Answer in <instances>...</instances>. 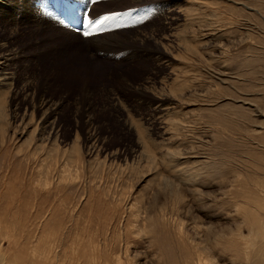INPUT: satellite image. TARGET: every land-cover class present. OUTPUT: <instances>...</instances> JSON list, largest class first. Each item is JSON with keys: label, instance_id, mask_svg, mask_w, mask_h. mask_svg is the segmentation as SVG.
Here are the masks:
<instances>
[{"label": "rangeland", "instance_id": "374dc122", "mask_svg": "<svg viewBox=\"0 0 264 264\" xmlns=\"http://www.w3.org/2000/svg\"><path fill=\"white\" fill-rule=\"evenodd\" d=\"M2 1L0 264H264V0Z\"/></svg>", "mask_w": 264, "mask_h": 264}, {"label": "bare ground", "instance_id": "6f19581e", "mask_svg": "<svg viewBox=\"0 0 264 264\" xmlns=\"http://www.w3.org/2000/svg\"><path fill=\"white\" fill-rule=\"evenodd\" d=\"M1 2H3L2 0H0ZM4 3V2H3ZM60 14H61V17H62V19L64 18V17H66L67 19H70V17H68V15L66 14V11H64V10H60ZM60 29H62V28H60ZM60 29H59V31H60ZM154 30H156V29H154ZM63 31H64V29H63ZM62 31V32H63ZM140 31V30H139ZM65 33V32H64ZM66 33H68V31L66 32ZM110 33V32H109ZM154 35L155 34H153V31L151 30L150 31V33L147 31V32H142V31H140V32H138L137 31V33H134L133 35H132V37H130V38H128V39H125V41H127V42H137V43H139V45L140 44H144V42H145V39L147 38V39H151V38H154ZM92 37V36H91ZM156 37V36H155ZM161 37V36H160ZM95 38H97V39H99L100 40V42H98V43H91V44H89V47H91L92 48V50H94L96 53L97 52H101L102 50L104 51V48L106 49L107 47H110V46H112V44H115V43H117L118 44V41L119 40H123L122 39V36H120L118 33L116 34V33H113V34H109V35H107V34H100V35H96V36H93L92 38H91V41L93 40V39H95ZM104 40V41H103ZM158 41V40H157ZM75 43V42H74ZM123 43V42H122ZM146 43V42H145ZM158 43V42H157ZM164 43V42H163ZM77 44V43H76ZM80 44V43H79ZM106 45H108V46H106ZM116 45V44H115ZM85 46V45H84ZM80 47V46H79ZM126 47V46H125ZM83 48V47H82ZM120 48V47H119ZM108 49V48H107ZM106 49V50H107ZM78 50H80V49H78ZM84 50V49H83ZM80 51V52H82V53H84V51ZM73 51V50H72ZM85 51H87V50H85ZM110 51V50H109ZM78 52V51H77ZM76 52V53H77ZM102 55V54H101ZM1 57V56H0ZM1 59L3 60V61H1ZM8 59H9V56H2L1 58H0V83L2 82V83H6V85L7 84H11V82L9 81L11 78H10V76L9 75H7L6 74V72H3V70H5V69H7L8 67L6 66L7 65V61H8ZM125 61V60H124ZM7 67V68H6ZM51 71V70H50ZM120 73V72H119ZM12 74V73H11ZM149 74V73H148ZM122 76V75H121ZM125 76V75H124ZM123 76V77H124ZM149 77V76H148ZM120 78V77H119ZM125 79V78H124ZM146 81V80H145ZM154 83V82H153ZM158 84V83H157ZM146 86V85H145ZM165 88H168V87H165ZM163 91H165V89H162ZM163 96V95H162ZM162 96H160L161 97V100H165V97L166 96H164V97H162ZM156 101V100H155ZM166 101V100H165ZM168 101V100H167ZM142 104V103H141ZM4 105V104H3ZM131 107V106H130ZM1 107H0V112H1ZM53 113H54V111H53ZM56 114V113H55ZM49 119V118H48ZM248 217H251L250 218V222H251V230L253 231V234L254 235H256L257 237H259V235L261 236L263 233H264V224L261 222V219H259L256 215H253V217H252V214L250 215V216H248ZM252 219V220H251ZM255 240V239H254Z\"/></svg>", "mask_w": 264, "mask_h": 264}]
</instances>
